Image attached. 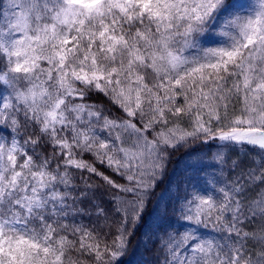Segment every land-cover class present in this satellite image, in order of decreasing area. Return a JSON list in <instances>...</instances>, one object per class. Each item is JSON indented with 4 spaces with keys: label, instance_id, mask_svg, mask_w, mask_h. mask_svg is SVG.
<instances>
[{
    "label": "snow or ice",
    "instance_id": "6c2138e0",
    "mask_svg": "<svg viewBox=\"0 0 264 264\" xmlns=\"http://www.w3.org/2000/svg\"><path fill=\"white\" fill-rule=\"evenodd\" d=\"M196 141L248 149L264 186V0H0V264H120L168 149ZM101 189L118 221L66 222ZM244 191L194 196L183 219L224 239L165 232L163 264H264V187Z\"/></svg>",
    "mask_w": 264,
    "mask_h": 264
},
{
    "label": "trees",
    "instance_id": "16d2710c",
    "mask_svg": "<svg viewBox=\"0 0 264 264\" xmlns=\"http://www.w3.org/2000/svg\"><path fill=\"white\" fill-rule=\"evenodd\" d=\"M255 2L256 0H240L246 7ZM85 102L103 106L105 111L113 116L120 115L119 110L100 94L91 93ZM221 153L224 160L217 163V156ZM256 159L257 157L246 148H221L218 141L207 144L196 141L169 148L163 170L156 177L154 190L146 197L143 218L134 231H131L126 254L120 258V264H163L160 244L165 239V232H193L200 239L222 242L224 234L214 231L211 226L189 223L183 219L182 213L188 214L189 208L195 212V202L191 204L189 202L197 195L211 198L218 204L223 200L220 189L231 190L237 181L245 188L241 199L245 203L251 200L264 186L244 184L241 178L247 177L248 170ZM78 190L83 191V184L78 185ZM71 203L70 200L69 204ZM96 204L108 211L110 221L119 220L118 214L112 210L110 194L101 189L95 193L94 198L90 194L87 199L78 202L76 208L82 212L69 215L66 222L92 227L98 223L95 214ZM99 222H103V217ZM105 238L111 241V236ZM185 255H190V252H186Z\"/></svg>",
    "mask_w": 264,
    "mask_h": 264
}]
</instances>
